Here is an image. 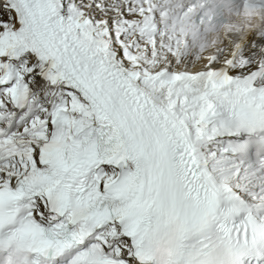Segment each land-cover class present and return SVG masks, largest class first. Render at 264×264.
Wrapping results in <instances>:
<instances>
[{
  "label": "snow or ice",
  "instance_id": "snow-or-ice-1",
  "mask_svg": "<svg viewBox=\"0 0 264 264\" xmlns=\"http://www.w3.org/2000/svg\"><path fill=\"white\" fill-rule=\"evenodd\" d=\"M264 0H0V264H264Z\"/></svg>",
  "mask_w": 264,
  "mask_h": 264
},
{
  "label": "clouds",
  "instance_id": "clouds-1",
  "mask_svg": "<svg viewBox=\"0 0 264 264\" xmlns=\"http://www.w3.org/2000/svg\"><path fill=\"white\" fill-rule=\"evenodd\" d=\"M234 23L241 26L238 31L240 32L242 38H246L247 35L254 29H264V18H261L260 12H258L255 17L251 18L240 16L236 18Z\"/></svg>",
  "mask_w": 264,
  "mask_h": 264
}]
</instances>
